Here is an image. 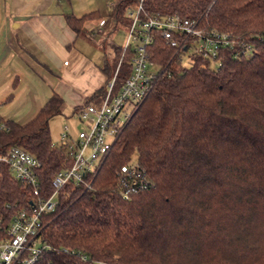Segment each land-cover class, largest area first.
I'll list each match as a JSON object with an SVG mask.
<instances>
[{"label": "trees", "instance_id": "obj_1", "mask_svg": "<svg viewBox=\"0 0 264 264\" xmlns=\"http://www.w3.org/2000/svg\"><path fill=\"white\" fill-rule=\"evenodd\" d=\"M140 5L142 23L158 14L179 15L207 32L229 34L236 45L221 51L216 69L203 54L186 66L152 33L147 52L162 68L161 78L91 188L69 184L60 191L57 210L44 218L35 264H264V0H116L104 51L113 34L130 30L129 11ZM98 18L68 15L66 21L82 35ZM247 45L252 49L243 54ZM114 50L103 72L109 83L121 63L120 87L131 74L134 51ZM105 93L101 89L85 104ZM63 105L54 94L29 123L9 121L0 134V153L20 147L40 162L42 184L35 196L0 163V231L20 210L50 197L53 177L72 164L71 143L54 145L51 136L50 121ZM133 156L150 186L123 200L120 172Z\"/></svg>", "mask_w": 264, "mask_h": 264}, {"label": "built area", "instance_id": "obj_2", "mask_svg": "<svg viewBox=\"0 0 264 264\" xmlns=\"http://www.w3.org/2000/svg\"><path fill=\"white\" fill-rule=\"evenodd\" d=\"M141 11V5L129 11L132 25L123 55L128 48L134 51L130 76L122 86H116L120 63L113 80L106 86L104 97L77 112L80 122L86 124L78 139L72 137L69 127H64L59 144L71 143L72 164L53 177L54 192L50 197L32 204V209L20 210L8 227L0 231V264H35L43 250L44 218L57 210L60 191L69 184L91 188L93 178L136 108L148 97L163 74L162 68L147 52V47L153 42L152 33H159L166 45L174 49V57L181 56L184 60L203 54L219 64L221 51L233 49L236 45L229 34L207 32L199 26V21L179 15L158 14L142 23L139 21ZM106 27V21H101L93 35L102 37ZM251 49V45L243 46L241 52L245 54ZM6 129V124L0 122V134ZM0 163L7 165L13 176L23 182L33 195H40L42 184L38 171L41 165L33 155L23 148L12 147L0 153ZM149 186L150 181L137 161L121 169L119 189L123 200L148 190Z\"/></svg>", "mask_w": 264, "mask_h": 264}, {"label": "crops", "instance_id": "obj_3", "mask_svg": "<svg viewBox=\"0 0 264 264\" xmlns=\"http://www.w3.org/2000/svg\"><path fill=\"white\" fill-rule=\"evenodd\" d=\"M114 1L0 0V122L29 123L54 94L64 101L61 114L72 105L77 115L89 98L106 88V57H98L95 47L86 54L79 39L87 32L91 36L101 21L108 27ZM91 13L99 18L88 22L82 35L67 24L68 15ZM86 77H92L91 83L83 82ZM58 116L51 119L50 129L53 144L59 146L65 126L58 128L63 125Z\"/></svg>", "mask_w": 264, "mask_h": 264}, {"label": "rangeland", "instance_id": "obj_4", "mask_svg": "<svg viewBox=\"0 0 264 264\" xmlns=\"http://www.w3.org/2000/svg\"><path fill=\"white\" fill-rule=\"evenodd\" d=\"M107 31H108V27H107ZM102 37H96L95 35H93V31L91 33V36L87 32L84 35H82V37L79 39V45H82V47L84 48V51L87 49L86 54L88 55L90 54V52H92L93 47H95L97 50L98 57H102V60L105 59L106 55L110 59H113L115 56L114 48L115 47L124 48L126 46L127 39H128V31L120 30L117 33L113 34L108 39L109 41L106 43L107 49L105 51L103 48L102 41H105L106 36H104V39H102ZM189 63H190V60L185 58L184 64L187 66L189 65ZM212 67L216 69L218 67V64L212 63ZM91 79L92 77H86L85 79H83V82L91 83L92 81ZM73 111H74V107L72 105H71L70 111H67L65 109L63 110V113L58 116L60 120L62 121L63 125H59L58 128L61 130V128H63L64 126L69 127L72 137L76 140L78 139L79 133L83 129H86V124L80 122V120L78 119V115L76 114L74 115ZM132 161L136 162L137 157L133 156Z\"/></svg>", "mask_w": 264, "mask_h": 264}]
</instances>
